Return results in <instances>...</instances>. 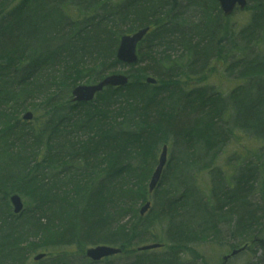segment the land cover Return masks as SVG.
Here are the masks:
<instances>
[{
	"label": "trees",
	"instance_id": "trees-1",
	"mask_svg": "<svg viewBox=\"0 0 264 264\" xmlns=\"http://www.w3.org/2000/svg\"><path fill=\"white\" fill-rule=\"evenodd\" d=\"M247 2L249 19L235 32L224 24L216 0H0V161L9 160L15 174L0 166V203L7 204L9 193L22 192L24 227L51 235L30 242L29 248L42 246L46 253L36 264H68L82 255L84 246L98 243L118 246L119 256L128 257L153 238L166 247L147 264H187L182 254L203 259L192 244L216 239L224 223L244 238L259 231L260 238L249 239L257 246L254 254L261 248L264 258V200L261 195L260 204L250 199L264 175V153L254 164L237 165L233 173L232 167L214 165L216 151L211 149L217 140L224 144L233 130L264 141V0ZM189 11L199 17L200 33L185 30L198 25L187 16ZM145 26L151 29L138 46L142 54L137 64L146 63L136 69V80L106 87L89 103L72 104L69 92L59 97L56 88L63 91L81 79L94 83L111 73L118 66L120 37ZM158 45L166 47L163 53L147 59L143 51L150 53ZM176 47L180 53L167 54ZM227 53L238 54L226 69L240 84L225 93L209 87L213 99L203 84L214 59ZM148 75L157 79L156 85L143 83ZM245 84L254 88L250 93L255 99L248 105L241 95ZM37 95L43 96L41 103L24 106ZM180 96L187 104L196 98L198 107L214 106L216 100L215 119L225 117V122H211L197 137L196 126L178 120L183 100L172 107L160 101ZM28 109L34 112L35 125L26 128L14 112ZM77 130L91 134L78 144L68 141ZM166 139L171 149L160 187L167 173L169 188L156 189L150 195L152 206L140 216L138 207L149 199L147 180ZM197 141L204 151H195ZM72 162L75 166L69 168ZM201 169L212 174L206 193L196 186ZM63 174L66 197L74 203L70 210L67 198L55 191ZM15 177L27 182L26 192ZM126 215L130 220L124 221ZM163 223L164 235L151 233ZM0 233V264L25 263L28 248H17L21 235L6 241V229L1 227ZM66 246L80 249L49 250ZM145 259L130 263L145 264ZM81 261L91 263L84 257Z\"/></svg>",
	"mask_w": 264,
	"mask_h": 264
},
{
	"label": "rangeland",
	"instance_id": "rangeland-1",
	"mask_svg": "<svg viewBox=\"0 0 264 264\" xmlns=\"http://www.w3.org/2000/svg\"><path fill=\"white\" fill-rule=\"evenodd\" d=\"M248 6V5H247ZM246 6V7H247ZM187 16L194 19V13L192 11H189L187 13ZM249 19V11L247 8H245L244 10H235V12L231 15V16H224V24L226 25H230L232 26V28L234 29L235 32H238L239 30H241L245 23L248 21ZM237 30V31H236ZM141 48V46H140ZM166 47H163L161 45L156 46L152 52L147 53L146 51H143L146 55L147 59H152V57H157L159 53H163V51L165 50ZM257 52V51H256ZM262 55H264V47L261 49ZM180 53V50L176 48H174V50L167 52L168 55L170 56H174L175 54ZM138 54H142L141 49H138ZM238 54H233L231 56V59ZM227 60V61H226ZM228 57H224V58H219V59H214L213 63H211L212 67L214 69H212L213 71L208 74V79L206 81L205 84H203L204 86H207V94L209 96H212V90L209 87H213V89H216L217 91L221 92V93H225L227 92L230 88H232V86L234 85V77L233 76H227L226 75V67H227V62H228ZM146 62L144 63H139L137 65H133L131 67H126L124 65L121 66H115L113 67L111 70L114 73H125L128 74L130 76V80L134 81L137 79L136 75L138 72L136 71V69L138 67H142L143 65H145ZM112 73V72H111ZM42 80V78H40V81ZM83 84V83H91V82H86L84 79H81L77 82V84ZM136 83V82H135ZM73 86H70L68 88L63 87V91L59 90V89H55L56 92H59V97H63V94L65 92H69L68 94H66V96L68 95V99H71V88ZM242 98L244 99L246 105L250 104L252 99H255V97L248 91L243 90L242 93ZM213 97V96H212ZM43 96L41 95H37L35 97V99L32 100H28L27 104H25L24 106L29 107V105L31 104H38L41 103ZM213 99H215V97H213ZM213 99H210L208 101V103H211V101ZM179 100H183L184 102V110L182 111L181 109L179 110L180 112V118L178 119L181 123H188L191 126H196L197 130H196V135L198 137L199 132H203L206 127L208 125L211 124V122H217V124H220L221 122L224 123L225 122V117L224 119L220 118L218 116L217 119H215V117L218 115L219 113V104L217 103L216 100L214 106H201L199 105V107L196 105V103H198V101L196 100V98L191 100L190 104H187V99L185 96H180L178 98H174L172 100H170L169 102L165 99L162 98L160 101L162 103H164V105H168L170 104V106L172 107V103L174 102H178ZM73 104V102H71ZM40 109H42L41 107H39ZM30 111H32V109H28ZM164 111H168L167 109L164 108ZM25 112V111H19L14 112L16 114V116L21 117V114ZM33 112V111H32ZM34 113V112H33ZM73 113V112H72ZM71 113V114H72ZM78 113V112H77ZM76 113V114H77ZM77 116H81L76 115L73 117V120H75L77 118ZM48 118V117H47ZM24 122V121H23ZM26 128H28L29 126H34L35 125V119H31V120H27L24 122ZM3 125V124H0ZM70 125V124H69ZM205 128V129H204ZM71 129V128H69ZM195 132V131H194ZM91 134V132L88 131H83V130H77V132L71 134V136L74 137V139L71 138H67L68 141L72 142V143H76L77 142H82L87 140V137ZM168 134V133H167ZM166 134V135H167ZM165 135V136H166ZM67 135L63 134L61 137H65ZM193 140H198V138H194ZM225 143L221 145L220 141H216L215 145H213V147L211 149H213L212 151H216V156L214 159V165H216V167L221 168L222 170H226L228 167H232V172L234 173L235 171V167L237 165H245V164H254L256 163V161L262 157L264 153V141L261 138H257V137H253L248 133H244L241 131H236L233 130L232 133H230L229 137L227 139H225ZM163 144H166L168 146V151L171 149L170 147V139H166L165 142H162V144H160V148ZM205 147V146H204ZM204 147L200 146L198 141L196 143V146L194 149H196L195 151H204ZM261 152V153H260ZM98 154L95 156L97 157ZM103 157H97V159H102ZM263 159V158H262ZM11 162L9 160H2L0 161V166H5L6 165V169L7 172L10 175H15L14 174V168L10 166ZM94 166L100 168L102 166V164L100 165L99 163H95L93 164ZM92 166V169L94 170L93 172H96L95 168ZM264 168V161H263V166ZM51 174V173H48ZM195 181H196V186L200 188V191L202 193H206L209 187V176L207 174V171H201L200 173H198L195 176ZM45 183H48V179L44 180ZM120 181V185H121ZM169 175L166 173V175L163 178V185L160 187L159 186V191H164L167 188H169ZM257 189L253 191L250 194V199L252 200L253 204H260V200L258 197H260L259 195H261L263 197L264 200V175L261 176V180L258 179L257 182ZM55 191L58 193V195L60 196H64V198H67V201L70 202V207L69 205L66 206V208H69V210L74 206V203L72 201V199H70V197H66L68 196V194H66L65 192V186H63V182L61 183L60 178L59 181L56 184L55 187ZM13 193H17V192H13ZM20 194V193H18ZM23 202H24V206L26 204V197H24L22 194H20ZM249 198V197H248ZM62 205V203H61ZM30 206H32V204H30ZM1 203H0V221H1V227L5 228L7 231V237L4 238L6 239V241H10L11 238L13 237H17V233L15 230L12 229V227L14 226L15 229L16 227L21 230L20 231V238H23L22 243H20V245L17 248L23 249L24 251L29 247H30V242H34L37 241L41 242L43 241V239H48L51 237V235H40L38 237H35V231H31L30 229H27L25 227L23 228H19L18 226H21L22 221L20 216L22 214L25 213V211L21 214V215H13V213L11 212V207L9 205H6V209H3L5 211L1 210ZM9 215H8V214ZM114 212L111 213L112 218L114 219ZM14 216L13 218L10 217L11 215ZM153 214V213H152ZM10 217V219H9ZM116 217V215H115ZM131 215H126L124 218V221H128L130 220ZM252 222L256 223L258 222L257 219H253L251 220ZM264 219L261 221L263 223ZM66 221H63V224H65ZM111 225H113V222L111 220ZM5 224V226H4ZM232 226V225H231ZM231 226L228 225V223H224L220 226L221 228V234L219 236L216 237L217 233L213 231L212 233V237L216 239H211V240H207V241H203V242H197L192 244V247L195 249L196 251L203 257V259H201L200 257H193L191 253H184L182 254V258L184 259V262H186L187 264H220L222 262V257L225 255H230L231 251L233 249H241L236 255L233 256H229L228 259L226 260L225 263L223 264H264V258L260 257L259 255L262 254V249L259 248L257 253L254 254V250L257 248V246H254V242L253 239L250 240V236H254V235H258L257 238H260L261 233L259 231H255L254 233L251 232V235L248 238H244V237H240L238 235H234L232 233ZM0 227V229H1ZM262 227V226H261ZM260 227V228H261ZM155 229H151V233L154 235H159V233L161 234L163 231L165 232V230H167V224L163 223V225H155L154 227ZM252 228L254 229H258L256 226H252ZM259 228V229H260ZM258 229V230H259ZM25 232V233H24ZM1 234V233H0ZM164 235V234H161ZM39 238L37 240H34L35 238ZM41 237V238H40ZM153 238V237H152ZM257 238H255V241L257 240ZM154 239V240H153ZM150 239V241L148 242H144L140 245H138L135 249H136V253H134V255H129L128 257H120L118 255L115 256H111L109 259L104 260V261H100L98 263H89V264H128L130 261L132 260H136L138 258H146V263L147 264V260H149L151 258V256H153L152 254H156L160 251L165 250L166 244L164 243H160L158 241H155V239L157 238H153ZM150 244H157V247L154 248H150V249H145V250H137L138 247H142L144 245H150ZM88 246H92L91 244ZM251 247H253V249H250ZM43 249V247H39V249H37V252H39V250ZM51 250L53 249H67V250H75L74 246H66V247H62V248H50ZM79 248H77L78 250ZM35 253H28L26 252L25 254V263L23 264H34L35 261H33V255ZM116 257H120V258H116ZM194 258V259H193ZM74 260L71 261L68 264H88L86 262L81 261L78 257L75 256V258H73ZM129 259V260H127ZM90 262V261H88ZM129 264H134V261L129 263Z\"/></svg>",
	"mask_w": 264,
	"mask_h": 264
},
{
	"label": "water",
	"instance_id": "water-1",
	"mask_svg": "<svg viewBox=\"0 0 264 264\" xmlns=\"http://www.w3.org/2000/svg\"><path fill=\"white\" fill-rule=\"evenodd\" d=\"M217 1L225 16L230 15L232 11L236 8V6H238L240 10L243 9L247 2L246 0H217ZM148 30L149 27H144L132 34L122 36L115 52L116 59L118 61L127 64L136 62L137 61L136 45L143 38V36L147 33ZM126 82H127L126 76L122 74H112L106 76L103 80H101L96 84L78 85L72 89V100L76 102H87L94 97V94L96 92L101 91L103 87L107 85L108 86L125 85ZM155 82H156L155 79L151 77H148L146 79V83L153 84ZM31 118H32L31 112H27L23 115L24 120H29ZM166 160H167V148L166 146H163L162 151L159 154L158 163L149 180V184H148L149 191H152V189L157 185V182L166 164ZM10 201L14 207V212L15 213L20 212L22 209L21 198L17 194H14L10 196ZM148 207H149V202L145 203L141 207L140 214H143ZM157 246H158L157 244L145 245L140 249H150ZM240 250L241 249H235L230 253V255L224 256L223 262H225L229 256H233L237 254ZM118 252H120L119 248H115L107 245H98L96 247L87 249L85 254L87 257L93 260H99L104 256H110ZM40 257H42V255L36 256L35 259H38Z\"/></svg>",
	"mask_w": 264,
	"mask_h": 264
},
{
	"label": "bare ground",
	"instance_id": "bare-ground-1",
	"mask_svg": "<svg viewBox=\"0 0 264 264\" xmlns=\"http://www.w3.org/2000/svg\"><path fill=\"white\" fill-rule=\"evenodd\" d=\"M194 23H197L198 25H196L195 27H192V28H185V30H188L189 32H191V33H193L194 34V32H196V33H200L201 31H199V30H201L202 29V26L200 25V21H199V17L196 15V17L194 16V21H193ZM186 25H189V24H186ZM216 39H217V35H216ZM233 54H231V53H227L226 54V57H228V59H230V60H228V65H229V62L230 61H232L233 60V58L231 59V56H232ZM228 65H227V69H228ZM226 69V75L227 76H233L234 77V85L232 86V88H230L228 91H230L231 89H233L235 86H237L238 84H240V79H238L237 77H236V74L235 73H230V71H228ZM243 87V89L244 90H246V91H248V92H253L254 91V88H253V86H252V84H245L244 86H242ZM227 91V92H228ZM20 120L21 121H23V119H22V114H21V117H20ZM137 123H138V121H136ZM131 151H133V150H131ZM135 155V154H134ZM33 163H34V161L32 160V163L31 164H29L31 167L33 166ZM34 166H35V164H34ZM75 166V164H74V162H72V163H70V164H68V167L69 168H73ZM56 171H61V172H63L64 171V169H60V168H57L56 169ZM201 171H205V170H203V169H201ZM207 171V170H206ZM67 171H64V174L66 173ZM61 174V173H60ZM59 174V175H60ZM64 174L62 175V176H59V178L61 179V178H63L64 177ZM207 174H208V176H209V178H210V176H212V174L211 173H209L208 171H207ZM15 179H17V181H19V182H21L23 185H25L24 187H23V190L22 191H24V192H26V190H27V182H25L21 177H15ZM57 181H59V179H57ZM56 181V182H57ZM17 193H22V192H17ZM121 199V198H120ZM119 199V200H120ZM21 221H22V224H21V226H18L19 228H23L24 227V221H26V217L24 218V219H21ZM12 229L13 230H15L16 231V233H17V237H16V240L17 239H19V235H20V231L21 230H19L17 227H16V229H15V227L13 226L12 227ZM41 230V228H39L38 230H37V232L35 233V237H38L39 235H40V233H41V235H42V232L40 231ZM34 237V238H35ZM41 238V237H40ZM37 239H39V238H35L34 240H37Z\"/></svg>",
	"mask_w": 264,
	"mask_h": 264
}]
</instances>
